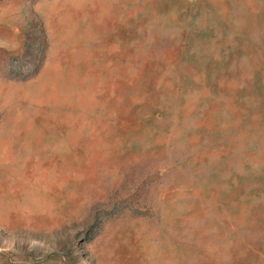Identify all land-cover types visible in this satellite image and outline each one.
Here are the masks:
<instances>
[{"label":"rangeland","instance_id":"1","mask_svg":"<svg viewBox=\"0 0 264 264\" xmlns=\"http://www.w3.org/2000/svg\"><path fill=\"white\" fill-rule=\"evenodd\" d=\"M0 264H264V0H0Z\"/></svg>","mask_w":264,"mask_h":264}]
</instances>
